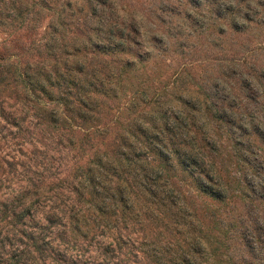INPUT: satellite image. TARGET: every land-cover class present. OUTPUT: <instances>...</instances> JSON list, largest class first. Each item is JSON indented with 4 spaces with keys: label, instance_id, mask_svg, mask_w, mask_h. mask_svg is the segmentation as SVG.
I'll return each mask as SVG.
<instances>
[{
    "label": "rangeland",
    "instance_id": "374dc122",
    "mask_svg": "<svg viewBox=\"0 0 264 264\" xmlns=\"http://www.w3.org/2000/svg\"><path fill=\"white\" fill-rule=\"evenodd\" d=\"M0 264H264V0H0Z\"/></svg>",
    "mask_w": 264,
    "mask_h": 264
},
{
    "label": "trees",
    "instance_id": "16d2710c",
    "mask_svg": "<svg viewBox=\"0 0 264 264\" xmlns=\"http://www.w3.org/2000/svg\"><path fill=\"white\" fill-rule=\"evenodd\" d=\"M52 114V113H51ZM50 115V114H49ZM51 118L53 117V118H56L57 116H56V114L55 113H53L51 116H50ZM54 120V119H53Z\"/></svg>",
    "mask_w": 264,
    "mask_h": 264
}]
</instances>
